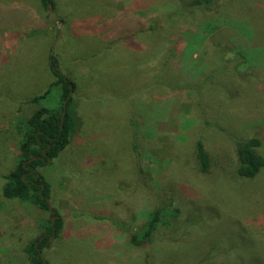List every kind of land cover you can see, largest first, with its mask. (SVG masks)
<instances>
[{
  "label": "rangeland",
  "instance_id": "1",
  "mask_svg": "<svg viewBox=\"0 0 264 264\" xmlns=\"http://www.w3.org/2000/svg\"><path fill=\"white\" fill-rule=\"evenodd\" d=\"M192 1L52 0L50 14L0 0V264H29L52 217L3 185L24 121L59 104L58 89L32 102L53 50L77 87L71 143L39 168L63 216L48 263L264 264V168L240 176L235 144L259 136L264 152V0H218V14ZM160 205L169 225L137 250L130 234Z\"/></svg>",
  "mask_w": 264,
  "mask_h": 264
},
{
  "label": "trees",
  "instance_id": "2",
  "mask_svg": "<svg viewBox=\"0 0 264 264\" xmlns=\"http://www.w3.org/2000/svg\"><path fill=\"white\" fill-rule=\"evenodd\" d=\"M42 3L45 7H49V4L53 2L52 0H42ZM192 7L197 9L203 7L204 13L206 11L215 14L221 12L218 0H193ZM210 22H213L212 19ZM236 53L237 59L239 52ZM167 67L168 65L162 66V71ZM50 69L55 79L43 94L32 98V102L39 104L47 100L55 89H58L59 104L56 106L41 105L24 121L19 160L15 169L5 175L6 180L3 185L5 197L29 201L50 212L52 216L47 220L46 232H43L25 250L29 264H49L42 254V249L50 245L47 231L57 237L63 228V216L55 207L50 208L52 188L40 173L39 168L53 161L69 146L71 136L76 129L71 107L75 102L77 86L72 78L60 68L55 50L50 54ZM235 71L238 70L235 69ZM235 144L238 156V174L243 177H254L264 168V152L260 150L263 145L262 139L254 135L244 140H236ZM196 152L199 170L206 173L209 170L210 160L202 141L197 142ZM168 207L169 205H160L146 212L143 216V224L140 225L138 231L132 232L129 236L131 246L141 250L153 242L159 227L167 226L170 223L167 215L172 210ZM55 215L57 216L54 219Z\"/></svg>",
  "mask_w": 264,
  "mask_h": 264
},
{
  "label": "water",
  "instance_id": "3",
  "mask_svg": "<svg viewBox=\"0 0 264 264\" xmlns=\"http://www.w3.org/2000/svg\"><path fill=\"white\" fill-rule=\"evenodd\" d=\"M49 8H50V14L52 13V5L49 4ZM65 112V111H64ZM49 204H50V208L52 209V205H51V202L49 201ZM57 215L54 216V219L56 218ZM49 238L50 240L52 241L53 238H54V234H49Z\"/></svg>",
  "mask_w": 264,
  "mask_h": 264
},
{
  "label": "flooded vegetation",
  "instance_id": "4",
  "mask_svg": "<svg viewBox=\"0 0 264 264\" xmlns=\"http://www.w3.org/2000/svg\"><path fill=\"white\" fill-rule=\"evenodd\" d=\"M48 234H50V233H48Z\"/></svg>",
  "mask_w": 264,
  "mask_h": 264
},
{
  "label": "crops",
  "instance_id": "5",
  "mask_svg": "<svg viewBox=\"0 0 264 264\" xmlns=\"http://www.w3.org/2000/svg\"><path fill=\"white\" fill-rule=\"evenodd\" d=\"M83 140V139H82Z\"/></svg>",
  "mask_w": 264,
  "mask_h": 264
}]
</instances>
